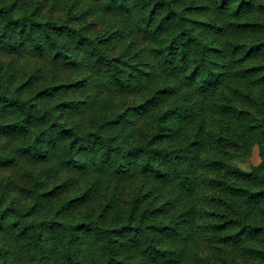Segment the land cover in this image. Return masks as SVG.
I'll use <instances>...</instances> for the list:
<instances>
[{
	"label": "clouds",
	"instance_id": "clouds-1",
	"mask_svg": "<svg viewBox=\"0 0 264 264\" xmlns=\"http://www.w3.org/2000/svg\"><path fill=\"white\" fill-rule=\"evenodd\" d=\"M0 9V264H264V0Z\"/></svg>",
	"mask_w": 264,
	"mask_h": 264
},
{
	"label": "trees",
	"instance_id": "trees-1",
	"mask_svg": "<svg viewBox=\"0 0 264 264\" xmlns=\"http://www.w3.org/2000/svg\"><path fill=\"white\" fill-rule=\"evenodd\" d=\"M153 9H155V6H153ZM0 11H3V10L0 9ZM151 15H152V13L150 12V13H149V17H151ZM165 19H166V18H165ZM10 22L14 23L15 21H14V20H11ZM161 24H163V21H161ZM181 35H183V33H182ZM180 43H181V41H180V38L178 37V38H176V39L173 41V45H172V46H177V47H178V46L180 45ZM196 43H199V42L196 41ZM169 58H170V57H169ZM172 66L180 67L179 61L174 60L173 63H172ZM114 75L116 76V79H118V80L121 79V76H120L119 74H114ZM69 155L74 157L75 153H74L73 151L70 150V151H69ZM148 166H149V167H152V170H153L154 172L157 171V169H156L155 167H153V166L151 165V163H149ZM156 211H160V209H157ZM2 264H9L8 259H7V258L3 259Z\"/></svg>",
	"mask_w": 264,
	"mask_h": 264
}]
</instances>
